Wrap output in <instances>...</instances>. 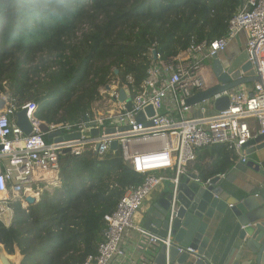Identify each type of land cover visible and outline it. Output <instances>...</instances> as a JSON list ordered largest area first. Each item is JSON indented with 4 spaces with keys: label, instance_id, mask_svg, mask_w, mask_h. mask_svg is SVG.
<instances>
[{
    "label": "trees",
    "instance_id": "obj_1",
    "mask_svg": "<svg viewBox=\"0 0 264 264\" xmlns=\"http://www.w3.org/2000/svg\"><path fill=\"white\" fill-rule=\"evenodd\" d=\"M248 1L0 0V95L34 105L47 125L90 119L102 89L118 82L134 93L153 51L165 61L224 37ZM196 155L201 181L237 160L226 145ZM206 157L213 159L203 166ZM142 179L120 149L102 157L61 155L56 184L35 185L43 189L37 203L5 202L12 214L9 225L0 220V245L9 255L17 250L20 264H84L102 242L104 217Z\"/></svg>",
    "mask_w": 264,
    "mask_h": 264
},
{
    "label": "built area",
    "instance_id": "obj_2",
    "mask_svg": "<svg viewBox=\"0 0 264 264\" xmlns=\"http://www.w3.org/2000/svg\"><path fill=\"white\" fill-rule=\"evenodd\" d=\"M237 41L244 42L248 62L259 81L253 83L249 90L242 86L231 93L186 106L187 98L217 83L203 79L188 91L185 81L189 74L202 64L206 70L210 69L208 63L211 58L217 57L221 61V56ZM108 87V91H100L101 100L93 104L92 118L79 123L47 125L36 118L34 105L25 103L19 106L16 99L7 94L0 95L4 101L0 109V212L5 211V202L26 203V197L41 191L35 185L55 184L59 175V157L64 149L73 156L90 151L102 157L111 151L110 144L117 141L123 160L143 177L139 185L124 194L115 210L104 217L102 242L96 255L88 256L84 264H111L118 257H123L121 243L128 229L138 232L141 248L164 245L168 249L171 245L169 232L164 238L150 234L137 227L134 218L147 198L165 182L174 186L169 210L170 215L174 213L177 186L190 174L189 166L196 162L198 150L226 145L234 151L237 160L247 162L243 146L264 134V0H249L231 17L222 38L211 43H194L184 56L165 61L157 54L155 59L152 56L146 77L134 93L119 88L118 82ZM120 89L125 92L123 102L118 101ZM223 95L229 97L226 109L216 111L209 107ZM108 100L115 103L116 113L96 115V108ZM148 104L153 106L155 116L138 121ZM22 109L26 110L31 127L28 135L16 123V113ZM149 122L151 126L146 127L145 123ZM92 129H97V136L90 135ZM55 133H60L58 137L62 139L73 134H79V137L61 142H54L57 137L48 142L45 140ZM193 175L201 181L198 175ZM224 175L214 178L220 180ZM212 179L206 180V184ZM178 251L192 257L194 262L191 264H211L193 248L178 247ZM166 264H169L168 259Z\"/></svg>",
    "mask_w": 264,
    "mask_h": 264
},
{
    "label": "water",
    "instance_id": "obj_3",
    "mask_svg": "<svg viewBox=\"0 0 264 264\" xmlns=\"http://www.w3.org/2000/svg\"><path fill=\"white\" fill-rule=\"evenodd\" d=\"M152 56L154 59L156 58L155 51L152 52ZM221 61L217 57H213L208 63L217 83L207 90L187 98L186 106L199 104L216 95L231 93L236 88L259 81L248 62V55L243 47L240 46L238 53L228 64ZM115 73H118L117 70ZM106 90H109L108 86ZM125 98L124 90L120 89L118 101L123 102ZM228 105L229 97L227 95H223L214 102L216 111H222ZM155 114L153 106L148 104L138 117V121L143 122L145 117H152ZM16 123L25 135L31 132L25 109L16 113ZM145 126H151V123H145ZM42 129L45 130V127ZM59 135L60 133L51 134L47 136V139L57 137L54 142H61L63 139L67 141L79 137V134H73L62 139L58 137ZM90 135L97 136V129H92ZM243 147L248 156L261 151L264 149V134L248 141ZM110 150H118L117 141L110 144ZM68 154V149L62 151V155ZM262 175L264 176V173ZM219 183L218 178H213L209 184H206L205 181H197L193 174L181 179L177 186L175 211L172 215L169 210L173 200L171 194L174 191V186L166 189L154 207L158 212L154 214L151 210L147 212L143 219L142 229L161 238L166 237L169 232L171 245L168 249L164 245H158L159 251L153 258L145 256V259L138 264H166V259L169 264L193 263L194 259L187 254H180L178 247H190L196 250L198 255H204L217 225L227 210L236 218L234 231L237 234L238 250L241 251L236 261L231 264H262L264 262V216H261L253 206L251 197L240 201L224 191ZM256 199L264 206L262 196L257 195ZM25 201L29 205L35 203L33 197H26ZM0 248L3 249V246L1 245ZM2 260L3 264H9L5 257ZM229 260L226 259L223 264H230Z\"/></svg>",
    "mask_w": 264,
    "mask_h": 264
},
{
    "label": "crops",
    "instance_id": "obj_4",
    "mask_svg": "<svg viewBox=\"0 0 264 264\" xmlns=\"http://www.w3.org/2000/svg\"><path fill=\"white\" fill-rule=\"evenodd\" d=\"M239 42L237 41L232 44L227 52H230L235 56L238 53L240 46H244V42ZM244 88L249 90L251 87L248 85ZM212 113L208 112L207 114ZM212 159L213 158L206 157L201 161V165H210ZM263 171L264 149L257 151L252 155H247L246 163L236 160L233 166L225 173L224 177L219 180V184L224 191L240 201L247 197H251L253 206L256 207V210L261 214V216H264V206H262L256 199L257 195L264 198ZM189 172L190 174H198L196 162L189 166ZM172 186L173 185L171 183L165 182L147 198L142 209L134 218V223L137 227L142 229L143 219L149 210H151L153 214L158 212L157 209L154 208L156 203L166 192V189H170ZM235 224L236 218L230 213V211H225L223 218L217 225L203 255L209 263L223 264L226 259H230V264L236 261V258H238L241 251L238 250L236 242L237 234L234 231ZM139 240L140 236L137 231L131 229L125 231L121 243V247L124 250V256L121 258L118 257V259L111 264H138L142 258L145 259V256L153 258L159 251V246L148 247L149 249L141 248ZM15 252V255L19 256L20 261L21 256L19 252L17 250ZM262 264H264V262H262Z\"/></svg>",
    "mask_w": 264,
    "mask_h": 264
},
{
    "label": "bare ground",
    "instance_id": "obj_5",
    "mask_svg": "<svg viewBox=\"0 0 264 264\" xmlns=\"http://www.w3.org/2000/svg\"><path fill=\"white\" fill-rule=\"evenodd\" d=\"M206 69V66L204 64L199 65L195 70H193L190 74L187 80L185 81L186 90H191L196 84L201 83L203 79L205 78L204 70ZM203 76H201V74ZM204 77V78H203ZM117 108L115 103L112 100H108L106 102H103L99 108H96L95 114L96 115H102L103 113H116ZM1 246V245H0ZM5 257L7 262L9 264H18L19 262V256L18 255H9L6 252H2L0 254V264H3L2 258Z\"/></svg>",
    "mask_w": 264,
    "mask_h": 264
},
{
    "label": "rangeland",
    "instance_id": "obj_6",
    "mask_svg": "<svg viewBox=\"0 0 264 264\" xmlns=\"http://www.w3.org/2000/svg\"><path fill=\"white\" fill-rule=\"evenodd\" d=\"M233 57H234V55H232L230 52H227L226 53V56H223V55L221 56V60H223V62L225 64H228L229 62H231V60H232ZM204 75H205L206 80L208 79L209 83H211L212 80H215V78H214V76H213V74L211 72V69H207V70L205 69L204 70ZM248 85H249V87H252L253 86V84H248ZM248 85H245V87L248 86ZM209 107L212 108L213 110H215V107L214 106H209ZM168 174H171V173H168ZM53 186H48L49 188L47 187L49 193L52 192ZM42 192H43V190L41 189V191L33 193L32 197L35 199V203H37L40 200L41 195H42ZM21 205H22V208H27V206H28V204H26L24 202H21ZM11 214L12 213L5 207V211L4 212H0V220H2L6 225H9L10 220H11ZM3 251H4V249L0 248V254ZM15 254H16V252H15Z\"/></svg>",
    "mask_w": 264,
    "mask_h": 264
},
{
    "label": "flooded vegetation",
    "instance_id": "obj_7",
    "mask_svg": "<svg viewBox=\"0 0 264 264\" xmlns=\"http://www.w3.org/2000/svg\"><path fill=\"white\" fill-rule=\"evenodd\" d=\"M226 55V54H225Z\"/></svg>",
    "mask_w": 264,
    "mask_h": 264
}]
</instances>
